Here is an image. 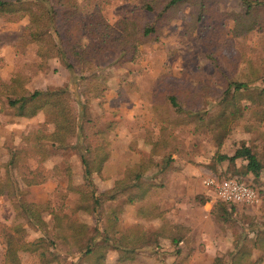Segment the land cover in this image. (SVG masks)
I'll return each instance as SVG.
<instances>
[{"label":"rangeland","instance_id":"rangeland-1","mask_svg":"<svg viewBox=\"0 0 264 264\" xmlns=\"http://www.w3.org/2000/svg\"><path fill=\"white\" fill-rule=\"evenodd\" d=\"M75 1L88 14L100 10L113 36L120 33L117 27L120 21L136 19L146 24L152 20L151 14L140 9L141 0ZM209 4L219 13L243 12L236 0H209ZM194 13V8L184 5L162 28L158 41L139 48L134 62L105 70L103 86L98 95L88 101L91 120L84 123L87 145L93 152L107 155L101 171L94 172L91 179L100 193L113 188L125 168L150 165L145 179L155 186L149 197L133 205H126L119 199L105 204L106 209H115L123 229L140 225L147 233H152L163 220L188 229L177 246L163 239L160 246L136 251L132 264H233L235 256L240 264H264V251L254 244L256 232H264V169L250 174L245 172V161L218 160L220 155L230 157L237 149L248 147L264 165V98L254 95L264 79V22L249 31L231 20L203 19L193 24V30L189 31ZM27 24L26 18L15 23L0 19V81L8 83L15 73L23 72L30 77L25 85L29 91L69 87L68 71L57 58L49 59L42 68L37 67L39 58L36 46L28 42ZM202 39L214 41L222 46V54L237 58L238 78L250 76L255 71L253 77L250 76L254 80L250 84L252 95H241L240 117L230 125L224 137L216 128L217 106L204 113L203 121L195 119L170 127L181 150L171 155V168L162 173L161 155L151 164V149L161 127L151 112L152 91L168 76L198 87L206 81L215 84ZM80 100L83 101L81 97ZM49 121L46 123L44 113L30 118L15 117L0 100V165L8 161L10 150L25 147L23 135L34 133L45 137L59 126L56 115ZM201 123L204 124L201 126ZM198 124L200 128L195 130ZM44 147L39 158L21 157L16 168L11 170L18 192L15 197L0 196V222L8 227L22 225L28 242L47 233L50 239L54 235L50 210H56L67 215L70 222L85 225L86 233L92 235L96 226L94 218L89 212L76 209L79 194L91 190L81 165L80 151L55 149L49 142H45ZM38 166L47 174V180L35 185L29 171ZM229 177L253 187L258 201L247 207L227 208L218 204L203 183L207 178ZM28 202L44 207L42 217L50 224L46 234L33 230L19 215L18 203ZM153 204L158 207L162 219L138 215V209L148 211L153 209ZM57 242L58 251L62 253L63 241ZM3 249L0 238V264H3ZM18 255L21 264H39L35 254L20 252ZM77 257L69 255L64 261L77 264ZM117 259V251L109 249L105 262L118 264Z\"/></svg>","mask_w":264,"mask_h":264},{"label":"trees","instance_id":"trees-1","mask_svg":"<svg viewBox=\"0 0 264 264\" xmlns=\"http://www.w3.org/2000/svg\"><path fill=\"white\" fill-rule=\"evenodd\" d=\"M236 1L243 12L219 13L210 6L209 0H141L140 9L151 14L152 20L146 24L136 19L120 21L117 23L120 33L113 36L111 27L100 10L96 9L88 14L75 0H0V19L9 23L25 18L28 20V42L36 46L39 58L37 67L42 68L49 59L57 58L70 77L69 87L33 91L25 88L30 77L23 72L15 73L8 83L0 81V100L13 116L30 118L44 113L46 123L55 115L59 122V126L45 137L34 133L23 135L25 147L9 151L8 161L0 165V171L3 169L0 172V196H16L18 191L11 170L16 168L21 157L39 158L45 151V142H49L55 149H78L91 190L79 194L76 209L89 212L96 222L93 234L89 235L85 225L70 222L67 215L50 210L54 235L49 239L47 231L50 224L42 217L44 207L32 202L18 203L19 215L26 223L33 230L47 234L28 242L22 225L8 227L0 222V238L4 245L3 264H21L18 255L20 252L35 254L39 264H66L64 260L69 255L78 256L77 264H107L105 258L109 249L117 251L118 264H132L138 250L160 246L163 239H168L172 245L177 246L184 239L188 229L165 220L152 233H147L140 225L123 229L118 223L115 209H106L105 204L119 199H123L126 205L144 201L155 185L145 179L150 165L136 164L125 168L122 178L115 182L113 188L97 193L91 175L101 171L107 155L95 153L87 145L84 123L91 120L88 101L96 97L103 86L105 70L122 68L134 62L139 48L158 41L162 28L184 5L195 9V13L191 15L189 31L193 30V24L203 19L208 21L216 18L231 20L249 31L256 26L260 27L264 22V0ZM202 43L205 57L213 68L214 85L206 81L198 87L186 80L168 76L152 91L151 112L161 127L151 149V164L161 155L159 166L162 173L171 168V155L181 150V144L170 127L195 119L203 121L204 113L217 106L219 121L216 128L224 137L228 135L230 125L240 117L241 95H252L250 84L254 80L250 76L253 77L255 71L250 76L238 78L236 57L222 54V46L214 41L202 39ZM254 91V95L264 98V79H261V85ZM199 128L198 124L195 130ZM218 160L230 163L245 161V172L250 174H257L264 169V165L248 147L237 149L230 157L220 155ZM29 174L33 176L35 185L47 180V174L40 166L30 170ZM218 204L228 208L223 203ZM233 207L235 206L229 208ZM152 208L148 211L140 208L138 215L147 219H162L158 207L153 204ZM60 240L64 246L62 253L58 251L57 241ZM96 240L99 241L98 244L95 243ZM254 244L255 248L264 251V232H256ZM234 258L233 264H240L238 256Z\"/></svg>","mask_w":264,"mask_h":264},{"label":"built area","instance_id":"built-area-1","mask_svg":"<svg viewBox=\"0 0 264 264\" xmlns=\"http://www.w3.org/2000/svg\"><path fill=\"white\" fill-rule=\"evenodd\" d=\"M217 202L226 206L247 207L258 201L257 192L237 178H207L203 183Z\"/></svg>","mask_w":264,"mask_h":264}]
</instances>
